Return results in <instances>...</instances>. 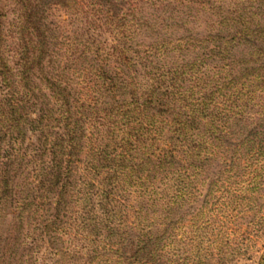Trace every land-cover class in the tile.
I'll return each mask as SVG.
<instances>
[{
	"label": "trees",
	"instance_id": "16d2710c",
	"mask_svg": "<svg viewBox=\"0 0 264 264\" xmlns=\"http://www.w3.org/2000/svg\"><path fill=\"white\" fill-rule=\"evenodd\" d=\"M3 1L14 6L12 30L4 26L9 4ZM63 1L78 3L56 4L65 6ZM50 11V0H0V264H144L145 228L130 238L114 191L146 188L159 174L188 183V174L180 177L170 167L179 154L192 164L202 145L219 137L223 118L214 98L221 78L212 79L215 91L208 88L194 100L185 85L201 88L205 56L167 67L160 60L167 48L160 42L144 46L125 20L111 22L114 41L103 46L91 12L75 36L59 37ZM234 13L229 40L248 36L242 12ZM221 27L205 40L211 43L207 52L218 50L214 56H221L227 40ZM254 31L255 37L264 34V26ZM139 69L143 81L137 80ZM152 145L156 153L149 151ZM149 191L144 204L157 207L156 191ZM166 193L164 207L171 210L176 194ZM136 218L141 222L140 213ZM69 226L80 236L81 250L64 246ZM34 246L48 256L33 258Z\"/></svg>",
	"mask_w": 264,
	"mask_h": 264
},
{
	"label": "rangeland",
	"instance_id": "374dc122",
	"mask_svg": "<svg viewBox=\"0 0 264 264\" xmlns=\"http://www.w3.org/2000/svg\"><path fill=\"white\" fill-rule=\"evenodd\" d=\"M77 1L76 5L63 1L65 6H59L56 0H50V17L59 26V37L63 33L64 37L65 34L75 36L86 13L91 12L88 14L95 16L90 23H95V34L105 46L104 43L114 41L111 22L125 20L129 30L135 32L134 38L144 46L160 42L159 46L167 48L160 56L167 67L205 56L202 72L206 77L200 80L201 88L194 86L190 91V84L185 85L186 94L192 93V99L202 97L208 88L215 91L212 79L221 78L223 84L214 98L223 118L216 130L219 137L206 141L200 158L193 157L192 164L187 158L182 160L179 154L170 167L180 177L188 174L187 184L176 178L173 182L165 180L160 174L156 177L159 181L143 182L148 192L156 191L157 207L145 205L148 192L142 190L147 191V187L141 189L135 184L114 191L124 204L123 215L130 238L135 239L145 228L144 238L149 241L144 264H264V34L258 31L255 37V31L252 32L256 25L264 26V0ZM3 3L9 4V23L4 26L12 30L10 10L14 6L9 1ZM236 11L242 12L243 31L248 36L229 40L236 28L232 20ZM217 26H226L227 33H222L227 40H222L221 56H214L219 55L215 54L216 49L207 52L211 43L205 42L208 35L216 32ZM9 42L11 38H7ZM173 44L182 47L171 52L168 47ZM113 64L115 66V62ZM136 75L137 80L143 81L142 69ZM231 76L235 79L231 80ZM155 135L160 145L159 135ZM165 137L161 136L162 140ZM185 144L193 148L189 147L191 143ZM149 151L156 153L154 145ZM164 174L169 175V169ZM166 188L176 194L171 210L164 207L170 201ZM137 212L141 222L137 221ZM66 230L64 246L81 250L76 229L69 226ZM41 247H33V258L48 256ZM79 253L86 259L83 251Z\"/></svg>",
	"mask_w": 264,
	"mask_h": 264
}]
</instances>
